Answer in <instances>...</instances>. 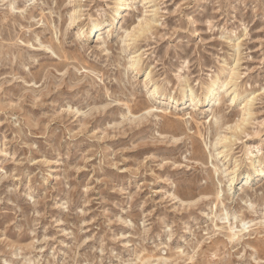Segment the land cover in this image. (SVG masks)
<instances>
[{"label":"rangeland","instance_id":"374dc122","mask_svg":"<svg viewBox=\"0 0 264 264\" xmlns=\"http://www.w3.org/2000/svg\"><path fill=\"white\" fill-rule=\"evenodd\" d=\"M114 1L0 0V264H264L214 248L210 220L243 206L246 239L264 242V168L246 196L240 177L264 160V0H132L87 28ZM220 190L225 211L203 198Z\"/></svg>","mask_w":264,"mask_h":264},{"label":"bare ground","instance_id":"6f19581e","mask_svg":"<svg viewBox=\"0 0 264 264\" xmlns=\"http://www.w3.org/2000/svg\"><path fill=\"white\" fill-rule=\"evenodd\" d=\"M147 1L148 0H141V3H146ZM131 3H132V0L114 1V5L111 8L109 16L106 19L98 18L96 21H94L93 23L88 25L87 28L92 29V32H93L97 28H98L97 30H100L101 28L108 27V26H111L115 23H118L122 17V11L127 9ZM73 21H74L73 17L72 16L69 17V22H70L69 24H71ZM139 21L141 22V20H139ZM147 27H148V23L147 24L139 23L138 24V31H140V32L144 31ZM123 33H125L124 36H122L121 33L117 34L118 40L119 39L121 40L123 37H128L130 32L128 29H126V30H124ZM126 45H128V44H126ZM134 57H137V59L128 63L127 67L129 69H133L135 71L137 69V66L139 63L138 62L139 55H135ZM146 77H148V79H149V75H147ZM232 80H234L233 77L230 78V81H232ZM159 89L160 88L157 84L154 85L151 89H149V96L157 95L159 93ZM220 89H221V85L219 82V78L213 79L211 81L205 95H204L205 103L212 102V100H214L215 98L217 99L219 96L218 93H219ZM178 92H179V96L181 97V102H183L182 100H185V98H187L192 93V88H190L189 86H183L179 89ZM194 98L196 99L197 96H195V95L192 96L191 100L194 101ZM234 98H235V93L232 95V101L234 100ZM177 101H178V99H175V102H177ZM250 101H252V98H247L245 101V104L243 106V114L246 115L247 117L244 115L241 116L240 124L236 125L234 128L235 133L232 135L234 137L236 136V130H242L241 125H244V122L247 121V118L250 115V111H249L250 105L248 104ZM193 106L196 108V102L193 103ZM246 106H248V107H246ZM134 108H136V107L134 106L130 109L131 113H132V110ZM189 118H192V117L189 116ZM177 121L178 120H176V122ZM166 127H167L168 131L171 133H176L178 130H183V129H180V126L174 125V123H172L171 121L166 122ZM220 128H221V126H220ZM197 134H200L199 130H197ZM226 139H227L226 136H221L219 134V132H217V138L215 139L214 145H218L222 141H226ZM228 140H229L228 142H230L229 138H228ZM229 146H230V144H229ZM224 147L226 148V146H224ZM222 152H224V150L216 151L215 154L210 153L209 158H212L213 156L214 157L219 156ZM194 156H195V152L193 153V157ZM211 163H212L211 167H212L213 173H217V175H218L221 167L219 165H217L216 163H213V161H211ZM250 165H251L250 166L251 168L249 167V169L246 171V173L240 176L242 184L247 186V188L243 190L242 196H246L248 189L252 188V184H253L254 180H256V176H260L262 174V172H263L262 169L264 168V160H258V159L253 160ZM225 171H226V169H223V170H221V173H223ZM237 171H238L237 165H235L234 168L229 171V174L231 175V177L229 178V181H230L229 184L230 185L238 178L237 177ZM204 189H205V187H204ZM222 191L223 190L216 191L213 194V196H210L208 193H205V194H203L204 195L203 198L213 199L214 200V208L216 209L218 207V204H220L221 206H223L221 208V211H223L224 210L223 208H225V202L224 201L232 199V198L229 195V193H227V195L225 197H223V195H220V193ZM242 201H244L243 198H242ZM246 202L247 201L245 200L244 203H246ZM252 205H253L252 203H248L247 206H248V208L252 209ZM239 207H241V206H239ZM239 211L242 213L241 217L239 219H237L236 221H234L236 223L239 222L240 223L239 225L238 224L234 225V222H231L230 215L227 211H225V213H220V214H217L216 211L213 212V215L210 217V220L212 221V225H213V231H214L213 235L221 234V237L223 238V239H220L218 237L214 238V241L212 243L215 246L214 248H216L218 250L219 244L222 245V247L224 248L228 244H230L231 247H235V246L242 243L243 246H248V247L254 249L257 254H261V253L264 254V242H260L259 240L254 242V241H251L249 239H246V236H249L251 234L250 232L253 231V229H250L251 225L248 224L250 221H245L243 218L245 216L246 212H249V211L247 209H244L243 206L240 208ZM254 212H256V210ZM234 213L232 216L234 219H236V216L234 215ZM218 215H219V218H217ZM207 216H208V214H207ZM217 219H219V221H221L220 222L221 225H219L217 223ZM209 237H211V236H209ZM198 247L202 248V244L200 242H198ZM177 252L183 253V250H177ZM151 257H153V254H148L147 260H150ZM188 258L191 259L192 257H188ZM156 260L166 261L167 258H163V257L159 256V257H156Z\"/></svg>","mask_w":264,"mask_h":264}]
</instances>
